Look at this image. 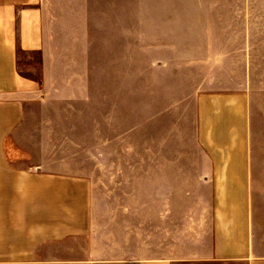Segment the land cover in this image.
Here are the masks:
<instances>
[{"label": "crops", "instance_id": "obj_1", "mask_svg": "<svg viewBox=\"0 0 264 264\" xmlns=\"http://www.w3.org/2000/svg\"><path fill=\"white\" fill-rule=\"evenodd\" d=\"M192 2L0 0V264H264L257 93L238 57L232 66L192 60V92L174 106L178 146L162 137L143 165L98 163L94 179L72 159L58 163V154L82 151L47 143L73 138L57 135L56 118L71 121L55 115L83 79L57 29L229 26ZM25 53L39 54V77L20 69Z\"/></svg>", "mask_w": 264, "mask_h": 264}, {"label": "rangeland", "instance_id": "obj_2", "mask_svg": "<svg viewBox=\"0 0 264 264\" xmlns=\"http://www.w3.org/2000/svg\"><path fill=\"white\" fill-rule=\"evenodd\" d=\"M183 1L185 7L196 8L192 0ZM199 1L202 10L210 11V19L229 26L57 29L58 37L66 41L74 72L82 73L83 79L78 89L74 87V103L55 115L62 113L71 121L64 125L56 118L57 135L66 131L73 138L47 143L73 153L82 151L77 156L58 154V163L72 159L94 179L98 163L143 165L146 148H160L162 137L164 147L178 146L175 122L182 112L174 106L192 92L197 77L187 69L192 60L201 56L200 60L213 62L223 57L232 66L238 57L242 66H248L246 83L257 93L252 132L255 195L264 211V0ZM207 61L201 65L204 72ZM20 62L24 74L40 76L38 53H25ZM175 71L186 73L185 79L179 81L182 76L172 75ZM179 82L185 85L177 91ZM105 174L112 178V171Z\"/></svg>", "mask_w": 264, "mask_h": 264}]
</instances>
